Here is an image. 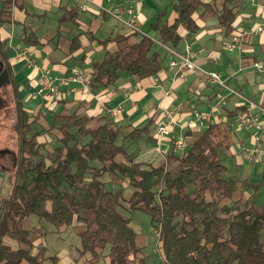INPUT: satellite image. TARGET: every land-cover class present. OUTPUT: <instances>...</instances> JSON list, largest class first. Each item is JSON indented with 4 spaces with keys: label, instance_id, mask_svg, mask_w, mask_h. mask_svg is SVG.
<instances>
[{
    "label": "trees",
    "instance_id": "obj_1",
    "mask_svg": "<svg viewBox=\"0 0 264 264\" xmlns=\"http://www.w3.org/2000/svg\"><path fill=\"white\" fill-rule=\"evenodd\" d=\"M166 1L176 14L174 22L162 25V11L151 28L158 32L160 44L172 49L181 39V29L197 30L193 15L198 9H203L201 17L214 13L212 5L202 0ZM230 4L231 0H224L219 12L221 26L227 30L235 21ZM5 8L0 12V27L10 22ZM59 12L57 32L67 25L78 27L76 9L62 7ZM129 32L101 42L103 58L92 63L88 79L91 91L114 85L120 72L144 79L160 70L152 39L144 36L130 42L136 33ZM25 34L24 43L39 44L33 32ZM73 40L76 44L71 49H76L79 41ZM110 42L115 43L113 51L107 49ZM3 58L7 59L5 51ZM5 69L16 97L20 155L17 180L0 215V264H41L46 259L44 248L40 254L33 252L30 231L22 227L29 216L57 230L79 224L80 251L90 255L91 264H146L130 219L118 211L121 199L131 210L149 216L157 230L161 264H264V220L249 200L233 198L238 183L225 177L227 168L218 156L229 145L228 125H208L193 136L185 151H170L153 164L136 161L123 142L126 137L119 143L121 132L111 123L94 127L91 117L60 112L50 127L62 135L56 139L58 145L43 156V144L35 140L41 133L26 137L28 115L10 81V70ZM140 133L134 129L127 138L135 140ZM108 183H125L130 196L124 199L122 191L106 189ZM4 238L13 239L18 247L11 248ZM47 258L56 264V257Z\"/></svg>",
    "mask_w": 264,
    "mask_h": 264
},
{
    "label": "crops",
    "instance_id": "obj_2",
    "mask_svg": "<svg viewBox=\"0 0 264 264\" xmlns=\"http://www.w3.org/2000/svg\"><path fill=\"white\" fill-rule=\"evenodd\" d=\"M5 1H11V5H4ZM202 1L212 5L214 13L201 17L203 9L200 8L193 15L197 30H180L181 39L174 50L184 53L188 48L196 65L180 78L168 66L170 47L161 45L158 32L151 28L162 11L167 13L165 19L160 20L162 25L174 22L176 14L172 7L168 12L161 10L163 6L168 7L166 0H0V12L5 6L10 19L0 27V43L7 56V59L2 58L4 67L10 70V81L16 87L24 111L27 115L39 116L44 126H50L60 112L91 117L96 124L111 123L128 140L127 150L135 155L136 161L153 164L174 151V140L183 139L188 143L208 125L226 124L230 127L227 149L239 162L248 160L257 164L261 171L254 169L252 177L264 181V153L260 161H253L243 152L255 148L264 151V131L239 124V116L247 112L264 125V71L255 72L252 68L256 61L264 63V0H231L235 21L230 30L222 27L219 19L224 0ZM62 7L76 9L79 20L77 28L67 25L59 33ZM118 7H122L124 19H128L127 9L134 10L139 31L131 36L130 42L144 36L152 39L154 51L161 59L157 74L138 79L123 72L114 85L96 92L70 84L61 87L64 94L58 100L36 96L42 72L53 77L77 70L88 80L92 63L103 58L101 42L116 34L130 35V30L112 15ZM258 25L263 26V31L244 41L241 49L225 48L233 35L242 30H253ZM29 32H33L39 44L24 43V35ZM73 37L79 41L76 49H71L76 44ZM115 47L114 42L107 45L109 51ZM209 72L218 73L225 86L211 85ZM36 101L40 103L35 104ZM164 111L174 112L175 125L168 136L160 137L157 126L164 119ZM195 111L209 114L211 121L195 122ZM134 129L141 133L135 140H130L127 136ZM257 189L252 193L245 192L246 200L254 199L259 192Z\"/></svg>",
    "mask_w": 264,
    "mask_h": 264
},
{
    "label": "rangeland",
    "instance_id": "obj_3",
    "mask_svg": "<svg viewBox=\"0 0 264 264\" xmlns=\"http://www.w3.org/2000/svg\"><path fill=\"white\" fill-rule=\"evenodd\" d=\"M166 9V12H168L170 7L165 8L163 6L161 10ZM165 16H167V13L164 14V17L162 18L165 19ZM30 89L31 88L29 87L28 90ZM3 92V98L6 100V104L1 107L0 111V149H8L17 153L19 157L20 130L18 127L19 116L17 113V103L14 101L16 97L9 86L5 87V91L3 90ZM39 103L40 101L35 102V104ZM4 107L6 109H3ZM26 124L30 125V128L26 127L25 129V131L28 130V133L26 134L27 138H31L35 133H41L35 139L38 143L43 144L40 148L41 155H46L48 151L52 150L54 145H58L56 139L57 137H61V131L58 129H52V127L48 125L44 126L40 122L39 116L28 114ZM96 125L98 124L95 122L91 123V126L95 127ZM122 137L123 135H120L118 139L119 143L122 142ZM124 141H126V138H123V142ZM127 144L128 140L125 145ZM218 156L223 164L227 166L225 177L233 178L238 183L239 189L233 196L234 199L241 198L242 200H246L245 192L252 193L256 187L258 188L257 190H259V192L257 193V196L249 202L253 205L254 211L260 214L262 220H264V181L261 180L260 177H252L253 170L256 169L261 171V168L255 163H249L248 160L239 162L235 156L230 153V149L220 150ZM104 177L107 181L109 180L108 175ZM247 177L249 178V181L243 182ZM106 189L122 191V197L124 199H127L131 192L125 183H108ZM120 201L121 205L118 208V211L130 219L129 225L136 233V242L140 247H143L142 256L145 257V263L161 264L162 255L161 250L158 248L157 230L151 225L149 216L143 211L131 210L124 200L121 199ZM22 227L30 231L34 253L40 254L41 250L43 248L45 249L43 256L46 259H44L41 264H53L52 260L47 257H56V264H91L92 260L90 259V255L82 254L80 251V239L78 233L81 231V227L79 224L74 223L73 226L57 230L53 225L39 220L35 216H29L22 223ZM262 241H264V236H262ZM4 242L13 249L18 247L16 241L11 238H4ZM40 258L41 255H39V259Z\"/></svg>",
    "mask_w": 264,
    "mask_h": 264
},
{
    "label": "built area",
    "instance_id": "obj_4",
    "mask_svg": "<svg viewBox=\"0 0 264 264\" xmlns=\"http://www.w3.org/2000/svg\"><path fill=\"white\" fill-rule=\"evenodd\" d=\"M126 13L128 15V19L123 18V9L122 7H118L113 12V17L115 20L121 25L127 27L131 32L137 33L138 27L134 18V10L127 9ZM264 20V14L262 15ZM263 31V26L258 25L253 30H242L240 33L235 34L231 37L230 41L225 45V48L228 50L241 49V46L244 41L252 37L254 33H260ZM168 66L170 69L176 71L177 75L180 78L184 77L186 71L194 70L196 65L191 60L189 55V49L187 48L186 52L180 53L172 48L168 49ZM252 68L255 72L264 71V63L256 61L253 63ZM208 81L211 85H219L224 87L223 81L220 79L218 73L209 72L207 74ZM70 84H78L81 89H89L88 80L82 74V71L73 70L68 75L63 76H53L50 77L46 73L42 72L40 75V84L38 85L35 95L43 98H48L50 100H58L63 94L64 90L61 87L68 86ZM250 106L252 104L250 103ZM109 112H112L109 110ZM164 119L160 121L157 126V133L160 137L168 136L171 133L173 126L175 125L174 120V112L164 111ZM194 121L200 124L209 123L211 120V116L209 114H200L199 112H194ZM239 124L240 126H252L256 131L263 132L264 125L258 123L253 117H251L247 112L241 114L239 116ZM256 141H259L258 137H255ZM188 146V143L183 139H177L173 141L172 149L174 151H185ZM244 154L253 161H260L264 151L259 148H255L254 150L245 149Z\"/></svg>",
    "mask_w": 264,
    "mask_h": 264
},
{
    "label": "flooded vegetation",
    "instance_id": "obj_5",
    "mask_svg": "<svg viewBox=\"0 0 264 264\" xmlns=\"http://www.w3.org/2000/svg\"><path fill=\"white\" fill-rule=\"evenodd\" d=\"M2 57L3 50L0 48V111L1 107L6 104V100L3 98V90L5 91V87L9 86V79ZM18 165L19 157L17 153L8 149H0V215L2 214L4 200L17 180L16 170Z\"/></svg>",
    "mask_w": 264,
    "mask_h": 264
}]
</instances>
